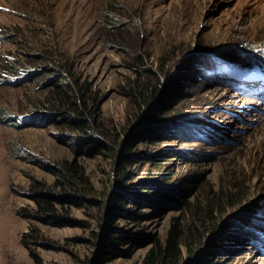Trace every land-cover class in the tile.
<instances>
[{
	"label": "rangeland",
	"instance_id": "obj_1",
	"mask_svg": "<svg viewBox=\"0 0 264 264\" xmlns=\"http://www.w3.org/2000/svg\"><path fill=\"white\" fill-rule=\"evenodd\" d=\"M195 58L209 65L188 64ZM242 63L249 69L264 67V0H0V264H33L21 244L30 223L19 211L33 208L32 192L59 191L53 189L57 177L47 167L81 165L97 194L108 183L111 159L76 153L73 140L67 139L74 132L49 120L54 108L67 110L72 101L58 77L61 65L72 68L73 85L76 79L86 86V108L95 105L109 128H131L136 121L129 86L176 88L174 103L187 118L162 137L181 139L138 147L164 146L184 156H170L157 167L135 165L140 176L158 178L156 174L168 172L154 180L159 182L157 191L169 186L171 197H157L146 232L162 237L174 220L182 226L192 217L204 219L210 205L217 210L219 229L229 223L240 233L233 234L215 259L264 264V246L247 241L253 231L264 234V92L239 94L223 84L235 70L232 66ZM199 127L217 137L201 140L194 133ZM187 153L199 158L188 160ZM193 174L200 181L180 199ZM232 194L238 195L224 200ZM71 214L87 227L31 224L57 246L36 249L44 264L88 262L90 245L72 239H86L95 230L98 212L84 207ZM245 220L250 225L241 226ZM218 234L224 242L229 238L223 229ZM145 249L136 248L130 258L108 264H139Z\"/></svg>",
	"mask_w": 264,
	"mask_h": 264
},
{
	"label": "trees",
	"instance_id": "obj_2",
	"mask_svg": "<svg viewBox=\"0 0 264 264\" xmlns=\"http://www.w3.org/2000/svg\"><path fill=\"white\" fill-rule=\"evenodd\" d=\"M191 63H196L197 67L209 65V61L202 58L188 60V64ZM60 67L58 70L61 74L58 77L64 89L69 92L67 98L71 97L72 101L69 102L67 110L54 108L53 113H48L49 120L52 124L65 125L74 132L69 134L67 139L73 140L76 153L80 152L87 158H93L95 155L109 157L111 172L104 190L97 194V189L89 182L81 165L76 166L73 162L64 165L63 168L58 166L54 168L53 165L46 168V171L57 177L53 189L59 191L36 190L30 194L33 208L19 211L22 219L30 223L27 232L21 236V244L27 250L33 264H44L36 252L38 247L50 250L56 249L57 246L45 240L31 224L38 223L50 228L72 226L84 229L87 223L71 214L72 209L84 207H92L98 212L95 230L91 229L86 239H72L81 242L84 240L90 245L91 253L88 262L85 261L84 264H108L117 258L127 259L136 248L143 247L146 249L140 257L139 264H225L215 258L218 252H222L223 246L233 234L240 233L229 223L222 225L220 229L229 237L224 242L219 237V227L215 225L217 210L210 205L203 213L204 219L199 217L196 220L192 217L191 221L182 226L174 220L162 237L156 233L146 232L145 222L158 207L157 197L160 195L162 196L160 199L171 197L170 187L165 185L164 189H160L163 191H157L159 182L154 180L164 179L168 172L165 170L162 174H156L158 178H153L150 173L140 176L138 168L134 167L142 162L157 167L163 165L170 156L174 155L180 160L184 156L177 150H169L164 146L153 147L151 150H140L138 147L141 144L159 145L163 141L181 139L162 137L174 133L175 123L177 121L182 123V120L187 118L181 107L174 103L176 88L164 86L161 90L160 84L156 90L146 86L142 88L129 86L127 97L133 99L134 108L137 110L136 121L131 128H109L100 121L95 105L86 108L87 88L76 79L74 85L70 82V78L73 77L72 68H67L66 65ZM145 71L154 74L149 68ZM57 87L58 85L54 84V88ZM93 101L94 99L91 103ZM37 117L42 119L43 116ZM26 125L30 124H24ZM198 125L197 123V128ZM194 133L204 141H212L217 137L215 133L200 127ZM190 135L193 134L187 133L188 137ZM187 154L188 160L196 161L199 158L195 153ZM200 179L201 176L190 175L186 179L188 188L180 191L179 198H182V194L189 193L188 190L192 191ZM237 195H225L224 200L234 199ZM203 221L207 222L205 226H202ZM243 224L250 225V222L245 220L240 225ZM205 233L210 235L205 238ZM247 241L260 248L264 246V240L255 231Z\"/></svg>",
	"mask_w": 264,
	"mask_h": 264
},
{
	"label": "clouds",
	"instance_id": "obj_3",
	"mask_svg": "<svg viewBox=\"0 0 264 264\" xmlns=\"http://www.w3.org/2000/svg\"><path fill=\"white\" fill-rule=\"evenodd\" d=\"M19 81H22V79H19V80H17L16 82H19ZM16 82H15V83H16ZM24 118H25V117L23 116L22 119H24ZM31 119H32V118H31ZM23 124H25V123H23ZM23 124H22V126H23ZM26 124H27V123H26Z\"/></svg>",
	"mask_w": 264,
	"mask_h": 264
},
{
	"label": "built area",
	"instance_id": "obj_4",
	"mask_svg": "<svg viewBox=\"0 0 264 264\" xmlns=\"http://www.w3.org/2000/svg\"><path fill=\"white\" fill-rule=\"evenodd\" d=\"M19 79H21V77H20V78H18V79H16V81H17V80H19ZM16 81H15V82H16ZM9 82H10V81H9ZM29 117H30V118H32V116H29Z\"/></svg>",
	"mask_w": 264,
	"mask_h": 264
},
{
	"label": "bare ground",
	"instance_id": "obj_5",
	"mask_svg": "<svg viewBox=\"0 0 264 264\" xmlns=\"http://www.w3.org/2000/svg\"><path fill=\"white\" fill-rule=\"evenodd\" d=\"M237 79V78H236ZM243 81H246V82H248V81H250L249 79H247V80H243Z\"/></svg>",
	"mask_w": 264,
	"mask_h": 264
}]
</instances>
